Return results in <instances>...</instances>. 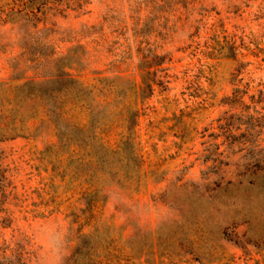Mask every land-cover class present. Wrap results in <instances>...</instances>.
<instances>
[{"label":"rangeland","instance_id":"374dc122","mask_svg":"<svg viewBox=\"0 0 264 264\" xmlns=\"http://www.w3.org/2000/svg\"><path fill=\"white\" fill-rule=\"evenodd\" d=\"M41 21H0V82L68 65L104 104L89 123L66 102L81 130L59 141L19 95L0 264H65L88 229L111 264H264V0H86Z\"/></svg>","mask_w":264,"mask_h":264},{"label":"trees","instance_id":"16d2710c","mask_svg":"<svg viewBox=\"0 0 264 264\" xmlns=\"http://www.w3.org/2000/svg\"><path fill=\"white\" fill-rule=\"evenodd\" d=\"M85 3L86 0H0V21L19 22L21 25H30L32 28H37L38 23L43 24L44 21L41 20L47 16L50 10L66 16L70 11H83ZM44 28L43 25L41 30ZM143 64L144 62L138 64L141 68V88L145 83L144 73H148V71H142L148 66ZM9 79V82H0V140L7 139L11 135H18V133H5L7 128L9 130L22 128L15 120L22 106L19 96L21 94L37 98L42 102L45 112L53 120L59 141L76 135L81 130L64 117L66 102L84 107L88 111L89 123L99 121L103 101H98L95 98L92 85L84 84L83 81L70 72V66L68 65L65 67L59 65L53 73L48 75L25 76L15 73ZM11 81L16 83H11ZM6 113L9 117H6ZM74 142L77 146L81 145L78 141ZM255 170L256 166L252 165L247 167L244 173L247 172L252 176L255 174ZM240 182L242 180L228 181V183L234 185ZM250 184H252V181H248V185ZM260 186L259 188L264 190V183ZM97 191V189H94L91 193H97ZM86 205H89L88 201ZM92 235L93 232L90 229L79 232L74 250L65 264H111L107 253L104 255L96 253Z\"/></svg>","mask_w":264,"mask_h":264}]
</instances>
